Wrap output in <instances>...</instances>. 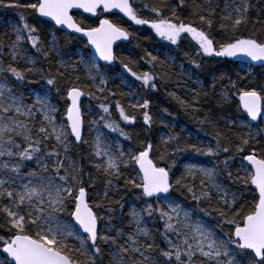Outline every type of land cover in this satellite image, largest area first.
Here are the masks:
<instances>
[{"label": "snow or ice", "instance_id": "obj_1", "mask_svg": "<svg viewBox=\"0 0 264 264\" xmlns=\"http://www.w3.org/2000/svg\"><path fill=\"white\" fill-rule=\"evenodd\" d=\"M0 9L18 15L11 31L0 36V264H264V72L250 84L244 83L252 75L248 69L237 80L222 75L218 90L214 78L211 94L196 80L187 98L169 92L186 114L211 105L210 96L215 104L197 119V131L210 137L207 143L184 129L161 136L158 159L165 166L152 156L153 141L125 152L100 132L102 126L130 141L119 121L136 125L142 119L151 134L152 101L140 91L156 92V81H166L163 69L172 59L146 52L140 59L148 70L141 71L138 61L118 56L113 44L130 40L135 31L124 26V18L146 25L170 45L190 38L195 68L201 67L197 58L243 57L248 68L264 69V39L258 35L264 30V0H0ZM73 10L98 24L77 20ZM106 13L122 15L113 20ZM250 23L254 27L245 36L242 29ZM214 31L225 38L218 40ZM58 32L86 38L90 51L64 61ZM49 60L55 71L45 69L43 61ZM116 63L123 71L115 78L126 92L108 87L106 70ZM34 83L41 89L23 91ZM53 89L64 101L63 110L52 102ZM118 94L128 99L127 107L113 99ZM82 97L98 102L99 118L88 121L96 133L91 140L83 134L91 105L85 107ZM233 106L239 115L224 116ZM214 107L221 110L219 117ZM83 144L86 156L79 151ZM181 154L206 157L207 166L185 163L173 180ZM175 192L194 201L203 217L193 219L194 210ZM127 193L134 197L131 203L125 201Z\"/></svg>", "mask_w": 264, "mask_h": 264}, {"label": "trees", "instance_id": "obj_2", "mask_svg": "<svg viewBox=\"0 0 264 264\" xmlns=\"http://www.w3.org/2000/svg\"><path fill=\"white\" fill-rule=\"evenodd\" d=\"M23 3H32L35 1L32 0H21ZM148 3H154L156 0H147ZM15 20L18 21V15L15 10L13 9H0V36H2L4 33L10 32L7 28V21L8 20ZM31 19V17H29ZM77 20H84L86 24L88 23H94L96 24L98 20L88 19L84 16H77ZM110 19L115 20V17H110ZM130 21H127V19H124V26H129V30H135L133 38H131L126 45H121L120 48H128L130 51L127 55L120 54L118 56L120 57H128L132 58L139 63L136 65L138 70L146 71L148 70V65L143 62V60L140 59V57L144 56L146 52H151V49H156V41L153 39L155 36L153 35L152 31L148 28H145V26H137L133 25L130 26ZM253 25L250 23L248 25V30L243 31V34L245 36L250 35L253 29ZM255 27L259 28V25H256ZM214 36L219 40L225 38L222 33L214 31ZM57 35L60 38V49L61 52L64 53L63 57L66 62L71 63L73 60H77L75 53L76 51L82 50L85 52H88V49L85 47V43L82 40H76V39H68L64 36L63 32H58ZM260 39H264V30H262L260 33H258ZM119 48V49H120ZM173 49L175 52L173 58L175 61V64L167 63L166 68L163 69V71L168 73L167 79L164 82L156 81L158 85V90L156 92H151L150 90H141L140 96L145 99H150L152 101L151 105V111L154 117V124L151 134H149L147 131H145L142 127V119L141 123L136 125H131L130 127L125 128L127 131L131 134V140L126 141L122 137H120L117 133L110 132L109 134L117 136L122 143L129 145L132 150H139L140 145L142 142L149 140L153 141L156 145V148L154 149L152 156L154 159L157 160V163H160L161 166H165L164 162L159 161L158 157L160 153L163 151V145L160 143V139L158 138L157 130H163V132L166 134L169 132V130H172L175 133L180 132L179 125L184 126L186 131L191 132L193 134V137L199 136L201 142L207 143L210 137H207L204 135L203 132H198L199 125L197 123L198 118H203L205 111L210 107L214 106L215 100L211 96L209 99L211 100V105L208 103L201 105V111L199 113L195 114H186L185 111L182 110L180 105L176 103L174 100H172L168 93L169 92H175L177 96L187 98V93H185L183 90H191L194 89L192 83L187 81V79L184 77V73L182 74L178 67L182 66V68H190L192 72L197 73L202 80L203 89L208 91L210 94L213 91L212 84L213 79L215 78L216 88L218 90V87L221 86L223 81L219 79L222 75L224 77H231L232 80L238 79V73L243 75V73L238 72L236 70V63H231L225 58H215V57H202L197 58L199 61H201V67L195 68L193 67L192 63L190 62V57L195 56V44L190 41L189 39H182L180 41L179 46H173ZM153 55H157L160 57L161 60L164 59L159 54H155L151 52ZM185 53H189L190 55H185ZM45 69L51 67L53 71H55V63L51 60L49 61H43ZM117 65H120L119 63H116L114 66H109V68L106 70V76L109 77V84L108 87L112 88L113 90H117L118 92L122 89L117 85L116 82L112 81L110 69L113 67H116ZM121 66V65H120ZM118 67V66H117ZM252 72L251 76H249L244 83H251L254 79L258 80L261 73L264 72V69L261 67H251ZM157 73L160 74L162 69L160 67H157L156 69ZM184 72V71H183ZM82 75V73H79ZM83 83H87V81H82ZM137 87H139V82H136ZM24 90L25 86L23 87ZM58 101V95L56 91L53 89L51 93ZM121 100V102L124 104L123 100L126 99V97H121L119 94L113 98ZM86 100L90 103L91 106L96 107L97 101L92 100L89 101L88 97H83L82 101ZM125 105V104H124ZM98 109V108H97ZM166 109L167 113H171V115H168L163 110ZM99 110V109H98ZM111 111L113 113V118L117 119L119 121V113L115 111L114 103L111 105ZM214 113L217 117L220 116L221 110L219 108L214 107ZM162 116V119L164 121L162 122L158 116ZM224 116H228L231 118H236L238 113H236V109L233 106L231 109L225 110L223 113ZM165 124L168 125V127H165ZM85 130H87L85 128ZM235 131V130H234ZM231 135V133H229ZM84 137L86 140H90V136L88 135L87 131L84 133ZM193 137H188V142H192ZM185 137L182 136L181 142H184ZM227 143V141H224ZM74 152L77 151L76 149L73 150ZM80 152H82L83 155L88 154V146L87 144H83L80 146L79 149ZM242 155V154H241ZM223 158V154L222 157ZM177 160V167L173 169V172L175 175L172 177L174 180L177 176L181 174V166L185 163H194V164H203L207 166L208 158L203 156H196L194 154H181L178 157H176ZM170 163L171 161H167ZM87 166V165H86ZM93 173L95 172L94 169H90ZM233 173L235 174L237 169L236 167L232 168ZM175 198L180 201L186 208H190L194 210V216L197 218L203 217V213L199 212L198 209L195 207V202L191 201L190 198L186 199L185 196L181 195L179 192L173 193ZM134 200V197L131 193H127L125 195V201L128 203H131ZM204 207H207V205H202ZM247 210V208L245 209ZM124 211H127V204L125 206ZM207 220L208 223L212 224L213 226L216 224L215 220L204 218ZM224 230L227 231V226H224ZM217 233L220 235H223L221 230L219 228L216 229ZM3 233L0 232V235Z\"/></svg>", "mask_w": 264, "mask_h": 264}, {"label": "rangeland", "instance_id": "obj_3", "mask_svg": "<svg viewBox=\"0 0 264 264\" xmlns=\"http://www.w3.org/2000/svg\"><path fill=\"white\" fill-rule=\"evenodd\" d=\"M14 22H16V21H15V20H12V19L7 21V28H8V31H11V25H12ZM127 27H129V26L127 25ZM153 33H154V32H153ZM154 35H155V33H154ZM153 39L156 41V47H157V48H156V49H151V52H153V53H155V54H159V55H161V56L164 57V58H165V56H170V57H172V59L169 61V63H171V64H175V61H174V58H173L174 53H171V52H175L174 49L172 48V45H170L167 41L164 42L165 44H163V45L160 44L159 42L161 41V42L163 43V40H161L159 37H156V36H155V38H153ZM119 48H120V47H118L117 50H116V54H118V55H119V53H120L121 55H122V54L127 55V54L130 52V51L128 50V48H126V47H124V48H120V49H119ZM78 53H86V52L78 49V50L76 51V53H75V56H76L77 60L79 59V55H78ZM62 58H63V60H64V57H62ZM57 59H59V58H57ZM64 61H66V60H64ZM117 66H118V67H117ZM117 66L111 68V69H110V73H111L112 81H113V82H116L117 85L120 86V81H119V79H118V78H115V77H117L118 74H119L120 72L123 71V69L121 68L120 65H117ZM248 66H249V65L238 64V65L236 66V70H238V72H241V73H243V74H244V70H245V69H248L250 72H252V68H251V67L248 68ZM178 69H179V71H180L182 74L184 73V77L187 79V81H189L190 83H192L193 80H196V81H198V86H199V87H203L202 80L200 79V77H199V75H198L197 73L192 72L191 69H190V68H187V67L182 68V66H179ZM183 71H184V72H183ZM189 76L192 77V80H189ZM129 79H131V78H129ZM134 83H135V85H136V82H134ZM192 85H193V88H196V87H197V85H194L193 83H192ZM24 86H25V89H26V90L23 89V91H24L25 93H27V92H29V91H32V90H40V89H41V84H40V83L26 84V85H24ZM136 86H137V85H136ZM219 88H220V86L218 87V89H219ZM122 90L125 91V92L128 91L127 88H123ZM183 91H184L185 93H188V92H189V90H187V89H184ZM51 99H52V102H53V103L59 105V106L61 107V110H63L64 101L61 100V98H60L59 96H58V101H57V99L51 94ZM123 102H124V104H125V107H127L128 99L126 98L125 100H123ZM83 103H84L85 107H87V106L90 104V103H89L88 101H86V100H83ZM128 111L131 112L132 110H131V109H128ZM97 112H99V110H98L97 108L91 106V110H90V113H91V114L86 113V114H85V117H84V119H85V126H84V132H83V134L85 133V131H87L88 135L90 136V140L95 136L96 133H95V132H90V131H89V128H88V121L92 120L93 118L98 119L99 117L95 115V113H97ZM57 115L59 116V113H57ZM118 116H119V115H118ZM158 117H159V119L161 120L162 116L160 115V116H158ZM242 118H245V117H242ZM162 121H164V119H162ZM119 122H120L121 125H122L123 127H125V128L130 127L129 125H124L122 121H119ZM258 124H259V123H258ZM261 126L264 127V125H261ZM85 128H86L87 130H85ZM179 128H180V129H184V130H185V134L188 133V131H186V129H185L184 126L179 125ZM254 130H255V129H254ZM245 131H246V130H245ZM100 132L103 133V135L105 136V138H106L109 142H111V143L113 144V146H119V147H120L123 151H125V152L129 151L130 149L132 150V148H131L129 145H126V144L122 143V141H121L117 136L112 135V134H109L108 129H105V128H103V127L101 126V127H100ZM157 134H158V138H159V139L161 138L162 135H165V133L163 132V130H159V131L157 130ZM87 146H88V145H87ZM182 171H183V167L181 166V172H182ZM193 219H197V217L193 215ZM149 227H153V223H152V221H149Z\"/></svg>", "mask_w": 264, "mask_h": 264}, {"label": "water", "instance_id": "obj_4", "mask_svg": "<svg viewBox=\"0 0 264 264\" xmlns=\"http://www.w3.org/2000/svg\"><path fill=\"white\" fill-rule=\"evenodd\" d=\"M35 1V0H34ZM73 13H78V14H80V15H83V16H85V17H87V18H89V19H94L95 17H91L89 14H87V13H83L82 11H80V10H73ZM104 15H117V16H120V15H122V14H119V13H115V14H113V13H106V14H104ZM65 32L67 31V30H64ZM84 43H86V38H82L81 39ZM128 41H124V40H118V41H116L114 44H113V50L115 49V47L116 46H118L119 44H126ZM88 48V51H90V46L89 47H87ZM227 60H229L230 62H232V63H241V64H246V65H249L250 64V62L249 61H247L245 58H243V57H240V58H232V59H227ZM101 64H103V62L101 61L100 62ZM251 66H260L259 64H253V65H251ZM245 118H246V116H245ZM259 121H257V122H253V123H258Z\"/></svg>", "mask_w": 264, "mask_h": 264}, {"label": "flooded vegetation", "instance_id": "obj_5", "mask_svg": "<svg viewBox=\"0 0 264 264\" xmlns=\"http://www.w3.org/2000/svg\"><path fill=\"white\" fill-rule=\"evenodd\" d=\"M129 25H130V26H133V25L131 24V22L129 23ZM145 28H148V27L145 26ZM148 29H150V28H148ZM150 30H151V29H150ZM151 31H152V30H151ZM152 33H153V31H152ZM153 35H154V33H153ZM164 42H166V41H163V43L160 41L159 43L163 45V44H165ZM193 43H194V42H193ZM173 46H174V45H172V48H173Z\"/></svg>", "mask_w": 264, "mask_h": 264}]
</instances>
